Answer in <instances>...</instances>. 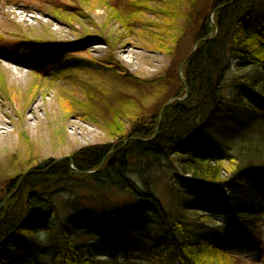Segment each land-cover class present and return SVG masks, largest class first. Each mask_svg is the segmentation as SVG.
I'll return each mask as SVG.
<instances>
[{"label": "trees", "instance_id": "trees-1", "mask_svg": "<svg viewBox=\"0 0 264 264\" xmlns=\"http://www.w3.org/2000/svg\"><path fill=\"white\" fill-rule=\"evenodd\" d=\"M188 2L191 10L179 14L186 19L181 32L188 34L190 24L196 23L200 27L195 40L208 39L198 44L184 65L186 84L178 79L174 95L166 92L170 78L158 81L162 87L158 96H169L162 108L173 97H187L174 99L162 113L144 118L146 112L138 114L141 108L137 114L131 111L132 107H140V101L135 99L136 104L129 94L123 93L113 101V93L106 88L86 84L87 96L96 104L83 102L82 110L96 114L110 109L106 127L116 140L75 152L72 159L44 172L27 171L7 181V195L0 196V264H33L30 255L40 247L35 242L40 233L48 242L44 252L51 259L45 264H106L85 254L84 237L97 234L111 241L115 235L138 231L136 225L145 226L151 216L155 217L158 232L155 230L146 238L159 246L149 256L151 264H258L236 255L231 248L240 231L252 238L246 222L264 212L259 204L264 200V0H213L211 11L205 16L195 14L196 0ZM116 3L113 10L121 13H113L112 17L126 28L134 25L133 20L149 5L148 0ZM213 10L216 12L212 19ZM157 27L164 34L171 30L170 24H154L155 30ZM212 27L215 35L209 38ZM74 44L26 39L15 47L26 54L25 62L40 67L49 65L55 75L90 68L100 70L97 67L117 71L70 54L79 49ZM233 59L238 61L237 71L229 77L226 72ZM142 81L138 79L137 84ZM127 113L136 114L128 131L117 118ZM214 139L224 146L230 144L231 148L215 152L209 141ZM173 157L181 160L184 185L209 204L218 205L226 214V226L212 224L213 210H209L212 214L196 218L187 210L170 212L154 192L138 188L128 175L137 160ZM255 172H260L262 178L255 177ZM249 179L251 183L247 182ZM88 185L96 191L116 187L136 198L141 204L135 210L136 216L128 218L125 212L109 214L104 210L98 216L69 214L60 218L47 194ZM44 207L53 213L40 212ZM4 208L13 209L12 216L8 218ZM248 208L253 209L252 215L243 214ZM250 244L257 245L254 241Z\"/></svg>", "mask_w": 264, "mask_h": 264}, {"label": "rangeland", "instance_id": "rangeland-1", "mask_svg": "<svg viewBox=\"0 0 264 264\" xmlns=\"http://www.w3.org/2000/svg\"><path fill=\"white\" fill-rule=\"evenodd\" d=\"M148 2V8L133 20L134 25L126 28L112 17L113 13H121L118 9L113 10L116 0H0V120L4 123L0 125V196L7 195L4 188L9 179H16L27 171L44 172L65 159H72L75 152L116 140L106 127V119L109 120L111 116L107 112L110 109L96 114L92 111L85 114L82 110L83 102H91L92 106L96 104L87 96L86 84L96 83L106 88L113 93V101L123 93L129 94L135 103L140 101V107H132L131 111L137 114V109L141 108L138 114L146 112L144 118L161 110L163 112L174 99L184 100L187 97H173L162 108L169 96H158V91L162 89L158 81L170 78L166 92L167 95H174L179 87L176 84L178 79L182 77L181 81L186 84L181 67L207 37L195 40L200 27L196 23L190 24L188 34L181 32L186 19L179 14L189 12L191 5L188 0ZM212 4L213 0H196L195 14L203 16L208 10L211 11ZM174 11L176 14H173ZM215 12H210L212 19ZM163 23L171 25V35L170 32L164 34L158 31L159 27L155 30L154 24ZM26 39L75 42L74 47L79 49L70 54L98 61L117 71L97 67L100 70L90 68L55 75L49 65L40 67L24 61L26 54L15 46ZM123 39H129L139 46L140 49H135V57L118 53L117 48ZM16 59L19 61L16 62ZM237 63L234 59L230 61V69L226 72L229 77L237 71ZM138 79L144 81L138 85ZM133 113L117 116L127 131L136 119ZM34 114L37 118L33 117ZM28 118L31 119L28 121ZM213 137L218 139L217 136ZM209 141L218 153L231 148L230 144L224 146L215 139ZM42 165V169H37ZM182 173L185 174L181 170V160L173 157L171 160H137L128 175L138 188L154 192L170 212L187 210L196 218L212 214L209 210H213L210 218L212 224L220 228L226 226L225 212L188 189L183 183ZM254 176L262 178L263 175L255 172ZM247 182L251 183L252 179ZM47 196L54 203L60 218L69 214L98 216L104 210L109 214L122 211L132 218L136 216L135 210L141 206L140 201L116 187L102 191H96L89 185L76 189L63 188L58 192L51 191ZM259 204L264 208V200ZM4 209L8 218L12 216L13 209ZM252 210L248 208L243 214L252 215ZM39 211L53 213L48 207ZM253 219L246 222L252 238L243 231L235 234V245L231 251L246 260L264 264V212ZM144 224H137L138 231L133 234L115 235L111 241L90 234L83 239L84 252L106 264H151L149 256L159 246L146 237L153 235L155 230L158 232V227L154 216ZM44 237L43 233L37 235L35 242L40 247L30 255L33 264L51 261L44 252L48 244ZM253 241L257 243L254 247L250 244Z\"/></svg>", "mask_w": 264, "mask_h": 264}, {"label": "bare ground", "instance_id": "bare-ground-1", "mask_svg": "<svg viewBox=\"0 0 264 264\" xmlns=\"http://www.w3.org/2000/svg\"><path fill=\"white\" fill-rule=\"evenodd\" d=\"M138 47L139 46L136 43H134L133 41H131L129 39H123L122 42L119 44L117 50H118V53L120 55H128L129 57L130 56L135 57V55H136L135 49H140ZM18 61L19 60L16 59V62H18ZM33 117L37 118L36 114H34ZM29 119H31V118H28L27 120L29 121ZM3 124L4 123L0 120V125L3 126ZM10 124H12V122H10ZM1 128H4V127H1ZM5 135H7L6 131H5Z\"/></svg>", "mask_w": 264, "mask_h": 264}, {"label": "water", "instance_id": "water-1", "mask_svg": "<svg viewBox=\"0 0 264 264\" xmlns=\"http://www.w3.org/2000/svg\"><path fill=\"white\" fill-rule=\"evenodd\" d=\"M218 8H220V7H218ZM218 8H217V9H218ZM211 34H214V29H213V28H212V30H211ZM203 40H205V38H204ZM203 40H202V41H203ZM200 41H201V40H200ZM198 43H199V42H197V44H198ZM197 44H196V45H197ZM196 45H195V46H196ZM183 66H184V65H183ZM183 66L181 67L180 71H182ZM181 78H182V77H181ZM44 165H45V164H44ZM44 165L37 167V169H42V168L44 167Z\"/></svg>", "mask_w": 264, "mask_h": 264}]
</instances>
